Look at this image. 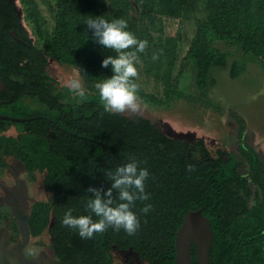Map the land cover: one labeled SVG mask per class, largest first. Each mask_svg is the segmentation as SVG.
Listing matches in <instances>:
<instances>
[{"label": "trees", "instance_id": "16d2710c", "mask_svg": "<svg viewBox=\"0 0 264 264\" xmlns=\"http://www.w3.org/2000/svg\"><path fill=\"white\" fill-rule=\"evenodd\" d=\"M45 2L53 16L52 27L47 28L35 0H20L26 24L24 28L17 26L19 17L16 18L13 10L6 6L4 0H0V51L5 47L4 41L8 46L5 51V54L8 51L7 56L2 61L0 58V65H7L12 74L25 73L27 81L34 85V92L35 83L44 82L52 92L53 102L61 105L59 101L62 99L65 103V116L56 113L59 115V129L52 146L48 150L44 147L37 149L32 146L34 143L31 139L34 137L28 135L25 137L26 151L19 150L17 153L23 156L25 162L35 164L40 159L42 164H59L61 169L68 164H99L94 176L101 181L103 178L106 180V190L111 186V181L106 178L105 172L115 170L127 162L129 155H135L144 162L141 166L147 167L151 174L146 182L150 199L137 201L134 209L140 215V228L134 235L112 228L105 233L112 239L116 238L117 244L132 245L148 264H175L174 237L183 214L202 206L209 192L195 170H188L189 164H162L160 169L164 166L166 174L157 175L158 170L150 162L153 156L162 152V148L158 146V140H154L158 134L150 118L140 114H109L103 111L95 84L113 74L111 66L104 68L102 62L108 55L115 56L116 53L103 48L93 39L86 21L97 16L109 21L123 18L127 20L130 31L139 39L148 41L146 50L138 55L144 72L153 73L154 79L161 84V94L145 91L140 86L139 96L142 102L150 106L166 107L175 99L189 102L204 98L215 82L210 75L212 66L228 67L229 76H237L244 68V61L237 59L239 53L264 66V0ZM172 19L193 20L192 35L182 54L178 51L180 36L164 31L165 21ZM10 28L15 29L18 39L9 36L11 41L8 43L4 36L10 34ZM218 44L232 47L234 51L222 49ZM154 53H159V59L152 58ZM48 57L59 65L72 66L79 71L87 91L85 100L81 101L67 86L58 88L49 81L52 78L43 69ZM16 114L28 115L24 112ZM38 122L44 123L39 118L21 122L0 119V129L9 124L29 128ZM244 129L241 120L236 124L238 136ZM40 131L45 135L44 127ZM73 135L90 142L87 145L74 139ZM173 144V141H167V146ZM181 156L184 157V153ZM102 161L105 164H101ZM185 168L187 172H183ZM144 203L153 205V210L146 215L140 213ZM223 245L219 246L216 242L211 245L209 264H258L254 246ZM62 251L61 248V264H73V256L67 258ZM194 253L192 248L193 264H196Z\"/></svg>", "mask_w": 264, "mask_h": 264}, {"label": "flooded vegetation", "instance_id": "af4514ba", "mask_svg": "<svg viewBox=\"0 0 264 264\" xmlns=\"http://www.w3.org/2000/svg\"><path fill=\"white\" fill-rule=\"evenodd\" d=\"M4 2L16 18L19 17L17 26L26 28L20 0ZM9 33L4 36L8 43L9 36L18 39L15 29L10 28ZM4 44L0 51L1 61L8 53L5 54L8 49L5 41ZM51 60L48 57L43 67L52 78L49 81L58 88L67 86L50 73ZM26 78L25 73L12 74L7 65H0V114L24 118L21 121L34 118L44 121L29 128L9 124L0 129V264H61V248L64 256H73V264H148L132 245L117 244L116 238L112 239L106 231L97 233L94 238L82 239L77 231L62 225L63 215L69 208L73 209V215L87 214L86 201L92 195L87 189L99 187L106 191V180L94 176L99 164H68L61 169L59 164H42L40 159L35 164L25 162L17 153L26 151L25 137L28 135L34 137L31 139L33 147L48 150L57 139V117L66 114L65 103L62 99L61 105L53 102L52 92L44 82L35 83L34 92V85ZM17 112L28 115H17ZM152 123L158 134L154 140H158L162 148L150 162L158 170L157 175L166 174L164 166L160 169L162 164H191L198 179L206 185L209 193L198 209L213 231L211 245L216 242L219 246L223 243L254 246L257 263L264 264L262 146L254 141L252 134L242 132L238 136L236 128L232 134L218 139L181 130L178 131L186 135L174 137L164 131L160 121ZM43 127L45 135L40 131ZM73 138L81 140L75 135ZM166 139L174 144L167 146ZM81 141L87 145L90 142ZM103 148H106L105 143ZM25 221L28 236L24 239L19 225ZM192 248L195 250L194 244Z\"/></svg>", "mask_w": 264, "mask_h": 264}, {"label": "clouds", "instance_id": "9594fccd", "mask_svg": "<svg viewBox=\"0 0 264 264\" xmlns=\"http://www.w3.org/2000/svg\"><path fill=\"white\" fill-rule=\"evenodd\" d=\"M86 25L96 42L116 53L115 56L108 55L102 62L104 68L111 66L113 74L95 84L103 111L139 115L142 101L140 85L136 82L141 63L138 53L146 50L148 41L139 39L130 31L127 20L123 18L109 21L97 16L89 18ZM152 58L159 59V53H154ZM67 87L81 101L87 98V91L79 78L70 79ZM142 163L135 155H129L126 163L106 171L105 176L111 181V186L106 191L89 187L87 192L92 195L86 201L87 214L73 215V209L69 208L63 215L62 225L77 231L82 239L94 238L109 228L117 232L123 229L128 235L136 234L141 225L140 215L134 210L137 201L150 199L146 182L151 174L147 167L141 166ZM188 170L192 171L193 165L189 164ZM151 210L153 205L144 203L140 213L146 215Z\"/></svg>", "mask_w": 264, "mask_h": 264}, {"label": "rangeland", "instance_id": "374dc122", "mask_svg": "<svg viewBox=\"0 0 264 264\" xmlns=\"http://www.w3.org/2000/svg\"><path fill=\"white\" fill-rule=\"evenodd\" d=\"M47 28L53 25V16L45 0H35ZM166 34L180 36L179 54H182L193 31V20H166ZM222 49L234 51L232 47L218 44ZM244 61L243 70L235 77H230L228 67L212 66L210 75L214 84L207 90L204 98L191 101L183 99L171 100L166 107H153L144 102L140 115L152 121L167 122L174 130L191 131L207 138H223L232 134L239 121H243L246 134L253 136L254 141L264 149V66L252 61L249 56L237 55ZM141 61V60H140ZM137 81L148 92L161 94V84L155 80L153 73L146 74L142 61L138 65ZM50 73L59 83L66 84L72 78L81 79L79 71L72 66L59 65L51 60Z\"/></svg>", "mask_w": 264, "mask_h": 264}, {"label": "water", "instance_id": "95a60500", "mask_svg": "<svg viewBox=\"0 0 264 264\" xmlns=\"http://www.w3.org/2000/svg\"><path fill=\"white\" fill-rule=\"evenodd\" d=\"M14 35V32L12 31ZM0 118L21 121L24 118L1 115ZM164 131L171 136L186 135L181 131L174 130L167 122L160 121ZM21 235L28 236V227L26 221L19 225ZM213 231L209 225L208 219L202 215L200 209H189L183 214L182 221L176 229L174 237V263L175 264H193L191 255V244L195 245V263L209 264L210 247Z\"/></svg>", "mask_w": 264, "mask_h": 264}]
</instances>
